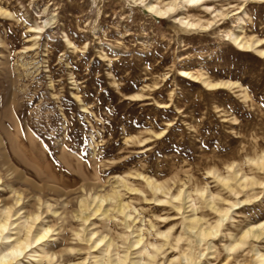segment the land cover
Listing matches in <instances>:
<instances>
[{"label": "rangeland", "instance_id": "obj_1", "mask_svg": "<svg viewBox=\"0 0 264 264\" xmlns=\"http://www.w3.org/2000/svg\"><path fill=\"white\" fill-rule=\"evenodd\" d=\"M0 1L16 16L13 20L0 17V132L8 155L30 179L73 191L67 198L70 202L54 203L59 215L44 208L46 220L57 227L53 237L58 240L50 238L56 250L82 247L63 252L59 261L71 263L91 251L87 242L76 238L74 231L81 222L71 213L77 209L74 198L82 194L84 184H99L110 191L119 174L146 192L151 201L142 193L123 190L125 199L139 209L137 225L144 226L145 237L152 241L160 238L148 228L150 220L156 228L173 227L175 237L181 230V215L170 204L152 200L154 195L137 176L139 172L167 182L173 193L186 187L208 221L217 214L206 206L197 188L236 198L207 171L226 172L227 163L237 161L249 172L252 165L247 157L264 149V56L239 48L227 36L235 27L240 2L210 1L230 13L216 18L211 11L193 9L205 25L183 29L173 15L154 14L140 2ZM247 7L253 22L248 23L250 31L264 38V0H248ZM51 16L54 20L46 25ZM35 24L43 28L33 44L28 30ZM65 34L74 45L66 43ZM186 68L237 85L209 88L183 75L181 70ZM256 174L264 180V173ZM263 188L237 207L235 222L244 225L264 218ZM65 211L67 216L62 218ZM121 219L118 215L106 222L98 217L93 221L121 244L119 233H128ZM222 233L214 240L216 252L208 264H223L226 258L229 238ZM254 243H261L264 251V240ZM186 245L185 237L180 247ZM251 249L249 243L227 264H255ZM174 253L171 248L166 252L168 257Z\"/></svg>", "mask_w": 264, "mask_h": 264}, {"label": "bare ground", "instance_id": "obj_2", "mask_svg": "<svg viewBox=\"0 0 264 264\" xmlns=\"http://www.w3.org/2000/svg\"><path fill=\"white\" fill-rule=\"evenodd\" d=\"M126 1L138 2V0ZM210 1L213 0H198V3H193L192 0H143V4L154 14L162 16L173 15V20L179 23L183 29H194L205 24L201 17L197 18L192 14L193 9L199 8L204 11L211 9V13L214 14L215 18L218 16H229L230 13L226 14L224 8L215 6ZM234 1L240 2L242 5L240 6L241 9L238 8V12L235 13L237 14L234 20L235 27L227 33L229 40L239 48L246 51L253 50L264 56V38L262 36L259 37V34L255 35L249 29L248 23L252 22V15L247 7L248 0ZM3 4L4 1L3 3L0 1V17L10 20L15 19L14 12ZM54 18V16L47 18L45 24H50ZM210 24H212V21ZM42 28L43 25L38 24L29 26L28 31L30 32V37L33 38V44L38 42L35 38H37L36 36L39 35L38 31L42 30ZM65 40L69 46L74 45L68 34H65ZM194 71L187 68L181 70L183 75L199 79L209 88L237 85V82L230 79L212 80L206 77L204 73H196ZM135 96L142 95L136 94ZM8 152V144L0 132V264H208L211 260L210 258L215 256L216 245L214 240L223 232L224 227L226 230L222 234H224L225 239L226 237L229 238V241L225 244L227 255L223 264H227L238 250L249 243L252 244L251 252L255 264H264V251L260 247L261 243H254L264 240V218L256 220V222L255 220L253 222L248 221L244 225L243 223L239 222L240 224H238L235 222L234 218L237 207L250 202L252 197H256L257 188L264 186V180L258 178L256 174L257 172L264 173V149L262 151L260 149L259 151L257 150L255 156L247 157V162L252 165L249 172H246L237 161L227 163L226 172H221L217 168L207 171L208 175L211 173L210 176L215 178L216 182H219L236 197L234 200L231 197L227 199L228 197L224 198L223 195L221 197L219 193H215L206 187L197 188V194L202 198L206 206L217 214V218L214 217V221H208L199 214L200 209L197 198L186 187L173 193L167 182H162L146 173L137 172V176L143 179L146 186L152 191L154 195L152 200L155 203H168L181 215V230L175 237H173V227L167 229L156 228L157 226L150 220V227L148 228L155 229L156 235L160 238L158 241L148 240L145 237L144 226L137 225L140 215L139 209L137 205L135 206L133 205L134 203L131 204L130 201L125 199L124 194L126 192L124 193L123 190L138 192L140 196L142 193L146 200L151 201V199L149 200L146 197V192L141 188L130 184L126 176L116 175L118 184L116 183L117 185L111 187L110 191H103L99 184H84L80 189L82 194L74 198L77 209L71 213L74 218L81 222V227L74 231L76 238L80 242H87L91 251L88 257L72 261L71 263H63L64 261H59V258L63 252L80 251L82 247L68 246L64 249L56 250L52 242L53 239L51 240L50 238L55 235L57 227L46 220L44 208L47 209V213L59 215L54 203H62L64 205L70 202L69 200L67 201V198L73 191L68 192L66 190L67 192H64L63 189H61L62 191L57 189L60 187L58 184L54 187L51 182L49 184V182L43 181L40 184L30 179V176L27 177L22 172L24 170L21 171V168L14 164L15 162L9 157ZM25 167L27 168V166ZM33 172L35 173L34 170ZM56 186L58 187L56 188ZM52 193L57 194V197H53ZM160 195H163V197ZM241 195L245 199H241ZM218 199L224 201L225 205L220 206ZM237 210L239 211V209ZM67 213L68 211H65V215L61 213L60 216L63 214L62 218H66ZM118 215L122 217L121 222L127 229L126 231H128V233H119V237L122 239H120L121 244L109 233L98 229L95 226L96 222L93 221L94 217H98L106 222L110 221L112 217L117 219ZM227 222L230 223V226L226 225ZM143 224L145 225L146 223L144 222ZM150 236L153 235L151 234ZM185 237L188 240V245L181 248L180 242ZM53 238L56 241L58 240V237ZM167 247L175 251L169 257L166 254ZM197 248L199 249L196 250ZM161 256L167 257V259L162 260ZM237 264L243 263L238 261Z\"/></svg>", "mask_w": 264, "mask_h": 264}, {"label": "snow or ice", "instance_id": "obj_3", "mask_svg": "<svg viewBox=\"0 0 264 264\" xmlns=\"http://www.w3.org/2000/svg\"><path fill=\"white\" fill-rule=\"evenodd\" d=\"M138 2L143 3V0H138ZM193 3H198V0H192ZM208 11H211V9H208ZM211 175V173H209Z\"/></svg>", "mask_w": 264, "mask_h": 264}]
</instances>
